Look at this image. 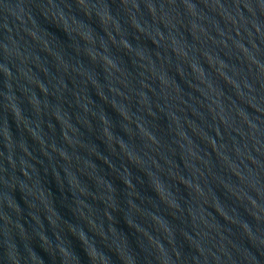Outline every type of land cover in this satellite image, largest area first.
I'll use <instances>...</instances> for the list:
<instances>
[{"label":"water","instance_id":"water-1","mask_svg":"<svg viewBox=\"0 0 264 264\" xmlns=\"http://www.w3.org/2000/svg\"><path fill=\"white\" fill-rule=\"evenodd\" d=\"M0 264H264V0H0Z\"/></svg>","mask_w":264,"mask_h":264}]
</instances>
